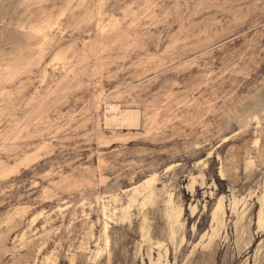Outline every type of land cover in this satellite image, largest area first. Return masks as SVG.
<instances>
[{
	"label": "rangeland",
	"instance_id": "rangeland-1",
	"mask_svg": "<svg viewBox=\"0 0 264 264\" xmlns=\"http://www.w3.org/2000/svg\"><path fill=\"white\" fill-rule=\"evenodd\" d=\"M0 264H264V0H0Z\"/></svg>",
	"mask_w": 264,
	"mask_h": 264
},
{
	"label": "bare ground",
	"instance_id": "bare-ground-1",
	"mask_svg": "<svg viewBox=\"0 0 264 264\" xmlns=\"http://www.w3.org/2000/svg\"><path fill=\"white\" fill-rule=\"evenodd\" d=\"M108 109H110V110H115V107L114 106H112V105H109V108ZM6 176V175H5Z\"/></svg>",
	"mask_w": 264,
	"mask_h": 264
}]
</instances>
